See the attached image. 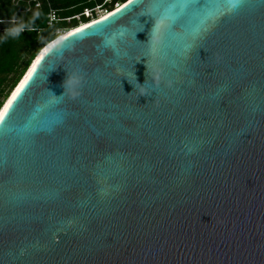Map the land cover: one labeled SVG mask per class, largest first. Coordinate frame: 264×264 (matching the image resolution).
I'll use <instances>...</instances> for the list:
<instances>
[{
    "label": "water",
    "instance_id": "water-1",
    "mask_svg": "<svg viewBox=\"0 0 264 264\" xmlns=\"http://www.w3.org/2000/svg\"><path fill=\"white\" fill-rule=\"evenodd\" d=\"M78 29L3 104L39 59L0 126V264H264V0Z\"/></svg>",
    "mask_w": 264,
    "mask_h": 264
},
{
    "label": "trees",
    "instance_id": "trees-1",
    "mask_svg": "<svg viewBox=\"0 0 264 264\" xmlns=\"http://www.w3.org/2000/svg\"><path fill=\"white\" fill-rule=\"evenodd\" d=\"M127 0H0V37L10 27L13 17L28 21L35 12L40 16L35 20L34 30H26L18 39L0 42V109L14 87L38 53L62 33L70 32L81 25L97 20L95 11L104 9L112 12L117 5ZM39 5V7H36ZM90 10L91 17L84 12ZM55 13L58 21L49 24V15ZM76 17L80 19L77 20Z\"/></svg>",
    "mask_w": 264,
    "mask_h": 264
},
{
    "label": "clouds",
    "instance_id": "clouds-1",
    "mask_svg": "<svg viewBox=\"0 0 264 264\" xmlns=\"http://www.w3.org/2000/svg\"><path fill=\"white\" fill-rule=\"evenodd\" d=\"M119 6L121 5H117L115 8H118ZM106 13L109 14L110 12H105V14ZM39 16H40V13L35 12L28 21H24L22 19H17L16 17H13L12 20L10 21V27L6 28L3 37H0V42H3L9 38L18 39L20 38V36L22 35L24 31L34 30L35 20L38 19ZM102 16H100L99 18H101ZM80 84H81V77L77 73L67 72V77L63 84L64 93L67 92L70 98L75 97L76 95H78L77 88L80 86Z\"/></svg>",
    "mask_w": 264,
    "mask_h": 264
},
{
    "label": "snow or ice",
    "instance_id": "snow-or-ice-1",
    "mask_svg": "<svg viewBox=\"0 0 264 264\" xmlns=\"http://www.w3.org/2000/svg\"><path fill=\"white\" fill-rule=\"evenodd\" d=\"M239 2H240V0H229V3L233 4V6H235V4H236V3H239ZM129 3H131V0H129ZM117 11H120V9H117ZM105 19H106V18H105ZM76 31L79 32V31H82V29H77ZM68 35H69V36H72L73 33L70 32V33H68ZM61 39H66V37H61ZM47 51H48V49L46 48V49L44 50V52L46 53ZM42 55H43V54H42ZM39 63H40V60L38 59V60L36 61V63H33V64H32V66H31L32 70L29 71V72L27 73L26 76H24V78H23V83H21V84L19 85V87H17V88L15 89V91H14L13 94L11 95V98L8 99L7 103L3 106V109L0 110V126H2L3 123L5 122V120H6V118H7V115L9 114L10 109H11L12 106H13L14 101H16V100L18 99L19 95L21 94L22 89L25 88V85L28 83L29 79L33 76V74H34V72H35V70H36V68H37V65H38Z\"/></svg>",
    "mask_w": 264,
    "mask_h": 264
},
{
    "label": "built area",
    "instance_id": "built-area-1",
    "mask_svg": "<svg viewBox=\"0 0 264 264\" xmlns=\"http://www.w3.org/2000/svg\"><path fill=\"white\" fill-rule=\"evenodd\" d=\"M36 7H39V5H36ZM84 15H85L86 17H91L92 12H91L90 10H86V11L84 12ZM76 19L79 20L80 18H79V17H76ZM57 21H58V17H57V15H56L55 13H51V14L49 15V24L52 25V24L56 23Z\"/></svg>",
    "mask_w": 264,
    "mask_h": 264
},
{
    "label": "rangeland",
    "instance_id": "rangeland-1",
    "mask_svg": "<svg viewBox=\"0 0 264 264\" xmlns=\"http://www.w3.org/2000/svg\"><path fill=\"white\" fill-rule=\"evenodd\" d=\"M109 1V0H108ZM95 13L98 15V16H102L105 14V10L104 9H97L95 11Z\"/></svg>",
    "mask_w": 264,
    "mask_h": 264
},
{
    "label": "bare ground",
    "instance_id": "bare-ground-1",
    "mask_svg": "<svg viewBox=\"0 0 264 264\" xmlns=\"http://www.w3.org/2000/svg\"><path fill=\"white\" fill-rule=\"evenodd\" d=\"M104 16H105V15H104ZM104 16H102V17H104ZM102 17H101V18H102ZM82 26H84V25H81L80 27H82ZM80 27H79V28H80ZM74 30H75V29H74ZM72 31H73V30H72ZM67 33H69V31H68V32H65V33H62L60 36H58V38L64 36V35L67 34Z\"/></svg>",
    "mask_w": 264,
    "mask_h": 264
}]
</instances>
